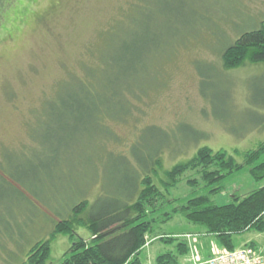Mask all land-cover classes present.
I'll return each instance as SVG.
<instances>
[{
    "label": "rangeland",
    "instance_id": "rangeland-1",
    "mask_svg": "<svg viewBox=\"0 0 264 264\" xmlns=\"http://www.w3.org/2000/svg\"><path fill=\"white\" fill-rule=\"evenodd\" d=\"M262 21L264 0H0V216L14 231L0 232V264L25 261L77 202L124 194L150 155L160 152V178L204 147L243 164L235 151L264 142V64L224 70L222 55ZM128 46L139 49L132 75ZM101 71L117 93L104 103L93 96H107ZM70 96L83 104L61 103ZM189 179L197 177L187 173L168 200L204 194ZM258 188L243 173L211 200L224 205ZM204 232L181 215L158 223L140 264L176 252L156 235L191 244L201 236V253L222 248ZM75 233L91 239L85 228ZM250 240L264 254V233L248 232L235 245ZM69 248L57 237L47 264H60Z\"/></svg>",
    "mask_w": 264,
    "mask_h": 264
},
{
    "label": "trees",
    "instance_id": "trees-1",
    "mask_svg": "<svg viewBox=\"0 0 264 264\" xmlns=\"http://www.w3.org/2000/svg\"><path fill=\"white\" fill-rule=\"evenodd\" d=\"M126 50L129 59L125 58L128 60L124 65H128L126 72H132V75L138 67L139 49L128 46ZM222 62L224 70L237 69L246 64H264V21L257 29L244 33L229 46L222 55ZM104 73L101 71L99 78L107 96L103 95L102 99L98 94L93 95L99 98V103H104V97L112 99L117 94L112 92ZM82 88L87 97L91 95L85 86ZM125 91L128 95L132 94L127 88ZM61 103L70 106L83 104L73 96L69 97V101L63 99ZM235 153L243 155V164H238L227 151L214 152L208 147L201 148L191 160L175 165L163 178L159 173L163 168L160 152L155 156L150 155V164L139 162L140 175H136L133 185L124 194L95 205L86 199L77 202L70 210L69 217L59 220L49 237L34 244L27 251L26 260L20 264H47L59 236L67 237L70 241V248L64 253L60 264H140L139 257L157 224H168L177 215H181L188 224L205 230L203 236L214 237L224 250H236V237L248 232L264 233V142L256 150ZM187 173L197 177L187 180V185L192 190L203 185L204 194L168 200L167 195ZM243 173H247L259 188L227 204L216 205L211 198L225 193L229 184ZM12 179L16 181L13 176ZM34 197L37 195L34 194ZM157 218L162 220L158 221ZM14 228L17 230L15 224ZM79 228L87 229L91 239L78 238L75 232ZM3 231L7 236L14 232L10 223L4 226V217L0 216V232ZM11 238L14 239V233ZM17 238L22 241L24 237ZM154 239L176 244V252L160 255L156 264H180L179 259L190 254L189 243L180 237L156 235ZM250 246L257 248L255 243H250ZM14 257H11L12 260Z\"/></svg>",
    "mask_w": 264,
    "mask_h": 264
},
{
    "label": "built area",
    "instance_id": "built-area-1",
    "mask_svg": "<svg viewBox=\"0 0 264 264\" xmlns=\"http://www.w3.org/2000/svg\"><path fill=\"white\" fill-rule=\"evenodd\" d=\"M190 262L192 264H264V255L252 247H243L234 251H224L205 261L191 254Z\"/></svg>",
    "mask_w": 264,
    "mask_h": 264
},
{
    "label": "crops",
    "instance_id": "crops-1",
    "mask_svg": "<svg viewBox=\"0 0 264 264\" xmlns=\"http://www.w3.org/2000/svg\"><path fill=\"white\" fill-rule=\"evenodd\" d=\"M249 243H255V241L253 240H250L248 241V244ZM198 242L196 241V239L193 241L192 243V248H193V252H194V255L199 259V260H207L209 259L210 257L218 254V253H221L223 252L224 250L221 248H218L217 246H213L211 249H209L211 252H205L207 249H203L204 252L201 253V251L197 248V245ZM256 245V244H255ZM257 246V245H256ZM258 247V246H257ZM202 254V255H201ZM184 259H188V257H185Z\"/></svg>",
    "mask_w": 264,
    "mask_h": 264
}]
</instances>
